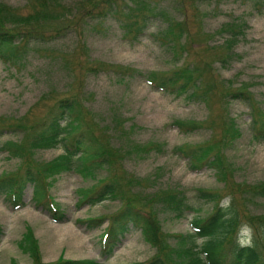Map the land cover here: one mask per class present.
<instances>
[{
    "label": "rangeland",
    "instance_id": "1",
    "mask_svg": "<svg viewBox=\"0 0 264 264\" xmlns=\"http://www.w3.org/2000/svg\"><path fill=\"white\" fill-rule=\"evenodd\" d=\"M36 3L0 0V17L3 10L7 17L25 19L34 12ZM60 7L64 9L65 4L60 3ZM146 12L152 15L135 38L133 28L141 24ZM165 16L183 23L184 38L177 42L175 35H162ZM130 21L132 26L125 32L110 17L104 23L95 22L93 28L84 25L57 40L41 43V51L29 47L17 60H0V125L29 126L46 113L54 98L70 96L75 97L85 125L102 141L110 136L117 147L108 170L89 169L87 175L60 172L46 180L47 192L64 214L62 221L53 220L46 209L35 204L31 185L24 191V205L16 209L0 193V225L4 230L0 264H35L31 255L19 247L28 227L44 264L59 258H91L98 264H145L156 255L166 264H179L182 257L175 252L186 245L179 235L191 231L188 221L193 212L176 218L161 206L154 208V216L166 241L165 249L156 250L134 228L110 256L100 255V237L107 220L98 227L80 220L110 216L121 202L106 199L78 205L76 201L81 190L94 188L106 176L121 185L124 197L141 193L148 195L149 201L161 189L182 190L200 216L211 211L213 203L197 198L195 189L216 192L223 205L229 198L226 183L238 210L256 214L252 217L264 216V198L252 200L247 194L240 197L236 191L237 186L264 181V140L258 138L264 119V0H145ZM71 22L74 19L69 18L67 25ZM233 31L236 40L232 51L220 62L215 58H223L225 39ZM186 62H194L198 68L199 91L194 93L198 99L153 89L137 75L146 71L167 73ZM127 70L130 73L125 75ZM236 92L244 93L246 99L236 97ZM251 119L255 120L253 129ZM176 120L196 124V128L182 131L173 123ZM229 120L239 131L230 140ZM23 137L22 130L5 131L0 142H23ZM183 144L210 146L209 152L217 154L224 165V183L208 167L189 169L187 159L175 152ZM63 150V142L39 147L30 152V161L36 167L43 166ZM21 158L1 150L0 177L20 173ZM244 196L250 201H243ZM237 228V240L247 243L249 229L243 224Z\"/></svg>",
    "mask_w": 264,
    "mask_h": 264
},
{
    "label": "trees",
    "instance_id": "2",
    "mask_svg": "<svg viewBox=\"0 0 264 264\" xmlns=\"http://www.w3.org/2000/svg\"><path fill=\"white\" fill-rule=\"evenodd\" d=\"M36 1L34 12L25 19L7 17L2 10L3 17H0L1 61L17 60L24 55L29 47L41 51V48L38 47L41 43L57 40L73 30L82 29L84 25L86 29L93 28L95 22L103 21L104 23L110 17L117 20L126 32L130 29V25L132 26L130 19L137 15L145 3V0H75L71 3H66L64 0ZM32 3L34 6L35 2ZM60 3L65 4L64 9L60 7ZM86 7L87 10L82 12ZM150 15L152 14L147 12L142 14L141 24L133 28L135 38L143 32ZM69 18L74 19V22L67 25ZM163 19L165 22L162 29L163 36L175 35L177 42L180 37L184 38L182 22H178L179 20L176 19L173 21L167 16ZM64 20H67L66 24L60 25ZM54 23L55 28L53 27ZM70 25L74 27L72 30H70ZM228 35L224 43L226 52L222 55L223 58H215L220 62H224L230 55L236 40L234 31ZM170 41L172 42V39ZM195 65L194 62H186L183 66L174 67L167 73L146 71L138 72L137 75L153 89L175 97L185 96L198 99L194 93L199 88L200 76L197 75L198 68ZM128 73L130 72L127 70L125 75ZM234 95L242 98L247 97L242 92H236ZM205 101L204 98L203 102L205 103ZM254 121L252 119L250 121L252 129ZM173 123L182 131L196 128V124H184L178 120ZM260 125L258 138L264 140V119ZM19 130L23 131L24 141L9 139L0 142V151L12 152L15 156L21 155L23 168L20 173L13 172L0 177V193L4 195L5 202L12 209H16L24 205L22 200L24 191L28 185H31L32 200L35 204L46 209L53 220L62 221L64 214L47 192L48 182L46 180L60 172L80 171L83 175H87L89 169L106 168L108 170L111 168V158L115 153L113 150L117 149L116 144L108 135L102 141L85 125L75 97L70 96L54 98V102L46 113L29 126L24 123L0 125V135L5 131L13 133ZM233 134H239V131L232 120H229V140ZM61 142L64 144V150L55 160L38 167L30 161L32 150L39 147H54ZM25 143L26 146H24ZM205 145L183 144L176 147L175 152L187 159L189 169L198 170L208 167L214 171L216 178L223 182L225 179L224 165L217 154L209 152L211 147ZM224 186L228 193L226 196L229 198L223 205L219 204L220 195L216 192L195 189L197 198L213 203L211 211L204 216L196 213L195 207L188 203L182 190L161 189V191L152 194L149 201L148 195L142 196L141 193L124 197L121 185L112 177L107 178V176L94 188L81 190V195L77 196L76 202L78 205H93L106 199H118L121 202L119 208L110 216H95L80 220L90 227H98L107 220L99 243L102 257L110 256L122 238L134 228L139 229L143 238L156 250L165 249L166 241L159 232L154 216L156 213L154 208L161 206V208L172 211L176 218L183 216L187 211L193 212L188 221L191 231L179 235V238L186 242L181 250L175 252L179 257H182L181 262L178 261L179 264H264V216L252 217L256 214L247 213L240 208L238 210L234 203L233 192L227 188L226 183ZM236 191L240 197L247 194L252 200L264 198V181L241 188L237 186ZM242 200L250 201L245 196ZM239 224H243L249 229L247 243L237 240L236 231ZM3 235L4 230L0 225V239ZM197 239L200 241L197 242ZM19 247L31 255L35 264H44L41 262L37 243L30 227L26 229L19 240ZM47 264H98V262L91 258H59ZM145 264H166V262L161 256L156 255Z\"/></svg>",
    "mask_w": 264,
    "mask_h": 264
}]
</instances>
